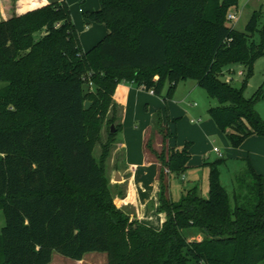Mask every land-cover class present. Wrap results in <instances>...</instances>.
Listing matches in <instances>:
<instances>
[{"label":"trees","instance_id":"obj_1","mask_svg":"<svg viewBox=\"0 0 264 264\" xmlns=\"http://www.w3.org/2000/svg\"><path fill=\"white\" fill-rule=\"evenodd\" d=\"M237 3L99 0L85 17L108 33L87 50L67 3L0 21V264H48L54 252L82 260L90 251L106 253L107 264L263 263L264 181L248 158L235 175L233 203L214 171L207 197L193 187L178 200L160 173L157 210L165 216L154 228L112 198L103 157L120 124L107 133L101 156L93 154L103 122L116 123L120 82L166 99L179 82L195 80L216 100L210 118L233 147L264 137L255 109L264 89L244 94L264 54V26L258 28L260 10L243 30L229 25L227 13ZM231 64L243 67L237 83L225 78ZM154 121L167 139L159 115ZM167 152L160 158L170 173H181L191 157L187 145H168Z\"/></svg>","mask_w":264,"mask_h":264},{"label":"rangeland","instance_id":"obj_2","mask_svg":"<svg viewBox=\"0 0 264 264\" xmlns=\"http://www.w3.org/2000/svg\"><path fill=\"white\" fill-rule=\"evenodd\" d=\"M87 2H89V0H76L75 2L67 4L69 14L75 24V28L78 30L79 39L94 31V24L92 21H83L85 12L93 8L91 7L92 3H88L87 5ZM95 4L98 6L99 0H95ZM13 5H15V2ZM240 6H243V11L239 12L235 21H228L229 25L234 26L238 30H243L252 13L256 10H260L257 18L258 28L260 29L264 26V0H238L237 8H240ZM78 7L83 9L82 14L77 12ZM234 10L233 7L230 8V11ZM253 40L255 43L261 42L262 39H260V33L258 31L254 33ZM81 44L83 43L81 42ZM229 68L232 69V72L228 73V70H225V78L231 76L232 82L237 83L242 77V74L239 75V71L243 68L242 65L231 64ZM252 71V75L248 79L244 92L246 97H250L259 86L264 89V54L258 57L254 62ZM87 86L88 85L85 83L83 89L86 90ZM166 88L167 84H165L162 89V96L166 93ZM156 101L161 105L162 109L160 113L161 116L163 115V121H166V123L170 125L171 132L169 133L173 137V143L176 144L179 149L187 145V149L191 153L188 166H186L181 173H170L169 166L160 158V156L164 157V159L168 157V144L166 137H164L165 130L161 131L156 124L151 126L146 136V151L148 153V158L158 163L163 178L166 179L168 176L171 198L178 200L182 191L191 187H197L201 195L207 197L209 193V177L211 172L214 171L218 181L223 184L233 203V193L237 192L235 175L244 171L247 167L246 158H250V156L255 157L256 153L251 151L250 148L245 147L244 144L233 147L227 136L217 128L209 114L211 106L217 105L216 100L210 98L207 91L199 86L195 80L188 79L179 82V84L175 86L171 97L166 98V105L170 106L173 104L172 108L174 107V113L177 114L170 119V121L167 120L168 115L165 102H160L157 99ZM189 103H191L192 106ZM255 109L260 117L264 119V99L258 100ZM181 110H183V112ZM186 111H189V113H186ZM109 116H113V114L110 113L108 117ZM191 120L197 121L194 123L195 125ZM210 121H212V129H209L208 122ZM111 125H113L115 129L117 122L110 125L103 122L101 126L100 140L93 145V154L96 157L101 156L103 151L102 144L106 143L108 140L107 133L110 132ZM120 136L121 133L118 131L116 137L121 138ZM116 137L115 141L108 146L107 151H104L103 168L108 177L112 198L116 206L118 208L121 207L123 210L130 213V215H133L135 210L134 204H125L124 201V198L128 195L129 185H127L126 181L121 183L122 178L120 173H116L117 177L112 175L113 170L122 165L121 149ZM213 147L218 149L221 156H219L218 152L213 150ZM259 157H261V155ZM4 224V211L3 208L0 207V228ZM48 264H107V254L90 251V253L84 255L82 260L78 261L54 252L52 260ZM261 264H264V261Z\"/></svg>","mask_w":264,"mask_h":264},{"label":"crops","instance_id":"obj_3","mask_svg":"<svg viewBox=\"0 0 264 264\" xmlns=\"http://www.w3.org/2000/svg\"><path fill=\"white\" fill-rule=\"evenodd\" d=\"M13 1L14 0H0L1 20L9 17V15L13 12L19 14L45 4H68L75 2L76 0H15V5H13ZM88 3H92L91 7L93 8H90L87 11L98 9L99 5L97 6L95 4V0H89L87 5ZM237 9L242 12L243 6H240V8ZM77 12L82 14L83 9L78 7ZM87 20L88 19L84 17L83 21L87 22ZM93 24L94 31L80 38V45H82V48L85 50L95 46L99 39L108 33V29L104 26V24L96 22H93ZM81 42L83 44H81ZM113 98L117 107L115 122L121 125L118 130L121 133V138H116L118 139V145L121 149L122 165L115 168L112 175L116 176V173H120L122 178L121 183L126 181L127 185H129L128 195L124 198V201L125 204H134L135 210L133 215L138 216V218L144 223L153 226L154 228H159L164 221L165 216L157 210L160 192V168L158 167V163L156 161L148 158V153L146 151V136L151 126L155 124V117L159 115V121H161L162 125H165L168 129L167 144L177 147L176 144L173 143V137L169 133L171 132L170 125H168L166 121H163V115L161 116V105L156 101V99L160 102L163 101L166 105V99H164V97H157L151 91H146L137 87L133 82L118 83L115 88ZM189 104L192 106L191 103ZM172 106L173 104L170 106L166 105L168 115L167 120L169 121L177 115L174 113V107L172 108ZM181 111L183 112V110ZM186 113H189V111H186ZM191 122L194 124L197 121L191 120ZM208 125L210 127L209 129H212V121L208 122ZM244 141L242 144L256 153L255 157L250 156V158H247L249 159L251 165H253L256 172L262 175L264 181V137L252 135ZM260 155L261 157H259ZM189 160L186 166H188ZM199 237L200 235L196 238L199 239Z\"/></svg>","mask_w":264,"mask_h":264},{"label":"built area","instance_id":"obj_4","mask_svg":"<svg viewBox=\"0 0 264 264\" xmlns=\"http://www.w3.org/2000/svg\"><path fill=\"white\" fill-rule=\"evenodd\" d=\"M239 12L240 11H238V9L237 10H234V11H229L227 13V20L230 21V22L235 21L237 19V16L239 15ZM239 74L240 75L243 74V71L241 70L239 72ZM213 150L216 151V152H218L219 156H221V153L218 151V149L216 147H213Z\"/></svg>","mask_w":264,"mask_h":264},{"label":"water","instance_id":"obj_5","mask_svg":"<svg viewBox=\"0 0 264 264\" xmlns=\"http://www.w3.org/2000/svg\"><path fill=\"white\" fill-rule=\"evenodd\" d=\"M90 104H91V101L85 100L83 107L86 108V109H88V107L90 106ZM110 131L111 132H114L115 131L113 125H111Z\"/></svg>","mask_w":264,"mask_h":264}]
</instances>
